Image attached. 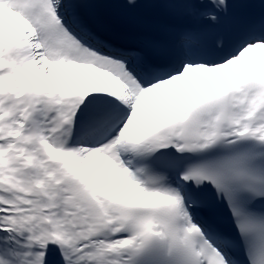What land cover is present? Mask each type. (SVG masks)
I'll return each instance as SVG.
<instances>
[{"label":"snow or ice","instance_id":"6c2138e0","mask_svg":"<svg viewBox=\"0 0 264 264\" xmlns=\"http://www.w3.org/2000/svg\"><path fill=\"white\" fill-rule=\"evenodd\" d=\"M141 7L135 46L89 18ZM233 7L0 0V264H264V0Z\"/></svg>","mask_w":264,"mask_h":264}]
</instances>
